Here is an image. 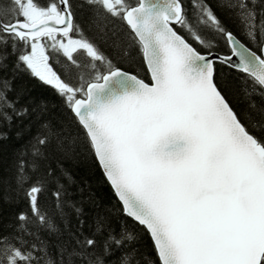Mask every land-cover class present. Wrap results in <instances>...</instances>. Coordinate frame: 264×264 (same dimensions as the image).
<instances>
[{"label": "snow or ice", "instance_id": "snow-or-ice-1", "mask_svg": "<svg viewBox=\"0 0 264 264\" xmlns=\"http://www.w3.org/2000/svg\"><path fill=\"white\" fill-rule=\"evenodd\" d=\"M190 2L194 22L184 0H82L93 23L111 28L112 57L74 38L72 0H9L10 9H0V73L9 62L28 70L70 114L65 123L42 120L17 158L13 197L28 211L0 232V264H151L110 214L98 212L86 229L62 167L81 144L160 264H264V108L245 121L218 83V65L227 66L264 92V0ZM221 11L256 50L225 26ZM78 50L94 61L87 79L76 75ZM131 50L150 82L116 62L131 61ZM50 53H62L69 71H57ZM10 91L0 78V132L29 111ZM69 209L80 218L74 231L57 227Z\"/></svg>", "mask_w": 264, "mask_h": 264}, {"label": "trees", "instance_id": "trees-1", "mask_svg": "<svg viewBox=\"0 0 264 264\" xmlns=\"http://www.w3.org/2000/svg\"><path fill=\"white\" fill-rule=\"evenodd\" d=\"M46 0H41L45 3ZM215 7L216 0H210ZM74 11V32L75 37L91 42L105 55L115 56L111 48V28H105L103 24L97 25L92 22L90 9L82 4V0H72ZM185 7L189 12L190 22L196 19L193 15L194 9L191 7L190 0H184ZM10 9L9 0L0 2V9L5 7ZM225 26L233 31L238 37L247 44L248 47L256 50L254 45L244 36L239 24L230 15H225L223 11L218 13ZM202 27V26H201ZM209 35H211L209 33ZM221 51L228 54V49L221 46ZM133 59H116L125 70L133 71L138 77L149 81V74L145 69L139 53L131 50ZM54 68L57 71L63 69L69 71V65L62 53H50ZM81 65V71L76 73L78 76L89 78L91 58L87 56L85 50H79L74 56ZM0 73V78H7L11 91L10 98H16L18 106L28 108L29 111L21 120H16L9 126H5L0 132V195L10 197L7 202L0 201V232H10L16 221L18 212L28 211L27 204L18 198L13 197L15 189L14 176L15 164L18 156L25 150L31 138L41 131V121H51L53 124L65 123L70 114L66 111L63 102L57 91L50 85H46L39 78L34 77L26 69L17 70L11 67ZM76 75L73 76L75 81ZM218 83L226 98L230 101L234 109L242 115L245 121H251L254 117L250 112L258 113L264 108V92H261L248 79L242 78L241 74L230 67L218 65ZM255 105V108H250ZM42 108L44 110H42ZM62 167L67 170L72 183L69 185L70 199L80 207L83 212L86 229L93 226L94 217L98 212L110 214L112 226L119 230L123 225L127 231L137 240L139 250L146 255L151 264H160L155 250L152 247L151 239L148 233L131 218H128L122 211V204L106 177L104 176L100 165L92 154L83 144L76 157L72 160L64 161ZM81 190L83 192L81 193ZM48 202H51L50 193H45ZM75 215L74 210H68L66 221L57 222V227L61 229L75 230L80 219Z\"/></svg>", "mask_w": 264, "mask_h": 264}, {"label": "water", "instance_id": "water-1", "mask_svg": "<svg viewBox=\"0 0 264 264\" xmlns=\"http://www.w3.org/2000/svg\"><path fill=\"white\" fill-rule=\"evenodd\" d=\"M228 54H230V53H228ZM233 63H239V61H238V59L237 58H234L233 59ZM149 74V73H148ZM138 78H140V77H138ZM149 78H150V75H149ZM140 79H142V78H140ZM144 80V79H143ZM145 81V80H144ZM145 82H150V81H145ZM100 168H101V170H102V167L100 166ZM102 172H103V170H102ZM104 174V173H103ZM105 176V175H104ZM109 183V182H108ZM110 184V183H109ZM111 186V185H110ZM118 198V197H117Z\"/></svg>", "mask_w": 264, "mask_h": 264}, {"label": "rangeland", "instance_id": "rangeland-1", "mask_svg": "<svg viewBox=\"0 0 264 264\" xmlns=\"http://www.w3.org/2000/svg\"><path fill=\"white\" fill-rule=\"evenodd\" d=\"M74 38H78V39H80L79 37H75V36H74ZM78 52H79V50H78L76 53H74V56H75Z\"/></svg>", "mask_w": 264, "mask_h": 264}]
</instances>
